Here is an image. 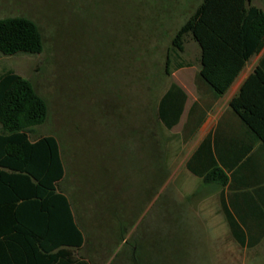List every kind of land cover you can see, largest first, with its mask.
<instances>
[{
	"label": "rangeland",
	"instance_id": "rangeland-1",
	"mask_svg": "<svg viewBox=\"0 0 264 264\" xmlns=\"http://www.w3.org/2000/svg\"><path fill=\"white\" fill-rule=\"evenodd\" d=\"M201 2L0 0V19H30L41 34L39 55L0 54V73L28 80L47 105L30 139L60 146L58 190L90 264H264V251L250 262L226 236L215 200L200 203L177 138L156 118L166 74L198 66L190 35L181 53L171 40Z\"/></svg>",
	"mask_w": 264,
	"mask_h": 264
},
{
	"label": "trees",
	"instance_id": "trees-1",
	"mask_svg": "<svg viewBox=\"0 0 264 264\" xmlns=\"http://www.w3.org/2000/svg\"><path fill=\"white\" fill-rule=\"evenodd\" d=\"M187 35L200 50L199 78L218 98L264 46V11L250 0H202L172 38L173 51H183ZM42 50L33 21L0 19L1 55ZM261 74L254 71L229 107L264 145V95L250 91L251 84L264 85ZM46 117L47 105L28 80L12 71L0 73V264H90L78 256L85 239L68 198L58 190L65 177L60 146L53 136L30 139ZM203 181L227 183L219 169Z\"/></svg>",
	"mask_w": 264,
	"mask_h": 264
},
{
	"label": "crops",
	"instance_id": "crops-1",
	"mask_svg": "<svg viewBox=\"0 0 264 264\" xmlns=\"http://www.w3.org/2000/svg\"><path fill=\"white\" fill-rule=\"evenodd\" d=\"M250 5L264 11V0H250ZM189 67L178 62L174 72L166 74L170 82L157 101L156 118L160 113L161 127L177 138L184 175L199 185L200 203L215 200L214 217L224 225L227 237L250 250L246 258L252 262L264 251L259 250L264 242V145L229 103L256 69L264 82V46L218 98L199 78V59L194 71H186ZM250 91L264 95V85L251 84ZM213 169L226 176L224 186L203 181Z\"/></svg>",
	"mask_w": 264,
	"mask_h": 264
}]
</instances>
